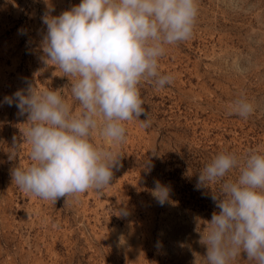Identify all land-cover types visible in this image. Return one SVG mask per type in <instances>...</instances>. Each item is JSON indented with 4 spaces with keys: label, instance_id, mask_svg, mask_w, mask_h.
Wrapping results in <instances>:
<instances>
[{
    "label": "rangeland",
    "instance_id": "obj_1",
    "mask_svg": "<svg viewBox=\"0 0 264 264\" xmlns=\"http://www.w3.org/2000/svg\"><path fill=\"white\" fill-rule=\"evenodd\" d=\"M81 2L0 0V264H205L200 240L219 211L211 198L219 184L197 190L199 171L222 152H264V0H197L192 37L166 46L159 61L173 83L139 86L150 126L127 122L122 144L93 134L120 155L110 185L53 203L13 184L12 169L31 164L27 115L4 101L32 84L62 89L74 113L82 111L71 94L75 78L40 59L42 17ZM241 96L255 108L247 119L228 115ZM14 145L21 147L10 159ZM155 181L170 189L163 206L151 194ZM233 264L251 262L241 252Z\"/></svg>",
    "mask_w": 264,
    "mask_h": 264
},
{
    "label": "clouds",
    "instance_id": "obj_2",
    "mask_svg": "<svg viewBox=\"0 0 264 264\" xmlns=\"http://www.w3.org/2000/svg\"><path fill=\"white\" fill-rule=\"evenodd\" d=\"M198 11L197 0H82L58 16L46 13L40 59L75 78L69 79L71 94L82 111L74 113L62 89L28 84L5 97L19 115H27L23 135L30 145L31 164L12 169L13 184L53 203L109 186L120 155L95 144L93 134L99 129L112 144H122L127 122L150 126L139 86L149 80L157 88L173 83L171 74L161 73L159 61L166 46L192 37ZM254 111L241 96L228 115L247 119ZM20 147L14 145L10 159ZM234 169L237 178L227 179ZM214 184L219 195L212 191L211 198L219 211L201 235L205 264H233L241 252L251 264H264V152L217 154L199 171L196 188ZM151 194L163 206L170 189L155 181Z\"/></svg>",
    "mask_w": 264,
    "mask_h": 264
}]
</instances>
